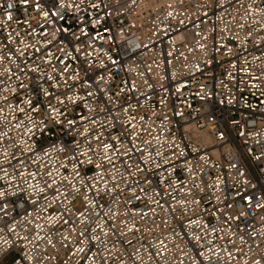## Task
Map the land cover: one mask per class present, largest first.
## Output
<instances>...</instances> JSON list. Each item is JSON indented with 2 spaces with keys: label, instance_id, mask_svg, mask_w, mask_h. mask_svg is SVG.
<instances>
[{
  "label": "built area",
  "instance_id": "built-area-1",
  "mask_svg": "<svg viewBox=\"0 0 264 264\" xmlns=\"http://www.w3.org/2000/svg\"><path fill=\"white\" fill-rule=\"evenodd\" d=\"M105 2L112 3L113 0ZM169 4H172L171 8L168 7ZM12 11L14 20L11 22L0 16V20L5 22L0 24V48L8 43L6 37L9 32L19 31L21 35L18 39H23L25 43H35L32 37L24 35L27 25L23 21L26 16L20 8L19 0H16V8ZM169 11L173 12V18L167 17ZM180 20L183 21L182 24L178 22ZM105 26L111 31L104 35L116 38L96 40L93 46L96 50L88 57L89 62L93 63L90 70L86 71L89 66L84 63L82 54L78 60L69 58L67 63L79 72L80 80H86L103 71L99 68L103 61L109 65V71L105 75L111 77L109 84L113 88L127 80L130 85L134 82L137 90H126L115 108L106 99L96 96L84 102L92 109L91 112L84 107V103L69 106L68 118L75 119L76 126L69 128L67 124L63 127L53 125L50 126V131L46 130L42 135L38 133L35 137L37 152L43 148L44 152L50 153L49 156L42 155L39 162L50 166V170L65 164L68 166L67 172L70 173L72 167L69 160L73 152L80 159L79 152L85 150L84 137L77 135L78 132H83L87 127L93 137L101 135L104 140L108 139L109 133L127 135L131 132L128 120L135 115L136 133L140 137L137 143L141 147H145L141 141L147 140L150 141L151 149L170 158L174 159L173 152L181 150L185 156L176 162V172L171 176L168 175L170 168L167 165L162 171L145 173L151 181L150 184L139 173L129 176V171L135 172V169L125 171V167L121 165V159L127 164L138 162L139 153L131 159L114 157L116 180L119 182L122 174L126 181L119 185L124 191L118 197V204L113 205V210L127 212L128 216H122L121 221L126 219L129 226L134 223L139 231L133 235L125 227L126 236L119 237V233L112 236L108 247L111 248L112 241H115L116 247L120 249V257L128 261V264H131L129 255L133 256L136 264H192L198 251L203 250L207 255V248L201 249L192 240L195 233L201 236L200 245L211 240L214 251L226 249L221 253L219 264H243L254 256L259 258L260 254H264V209L255 205L257 202L264 204V3L261 0H136L130 8L113 11ZM121 28L122 34H119ZM100 30L102 32V28ZM60 41L67 45L64 36H60ZM137 45L140 47H136ZM59 46V41L49 46L56 57L62 55L56 51ZM9 47L14 49L15 45ZM3 51L6 53L7 49ZM105 52L117 61L116 65H111L108 57L104 55ZM169 52L172 53L171 56L167 55ZM35 63L41 64V61L36 59ZM52 63L56 65L58 61L53 59ZM8 66L9 62H5L2 67ZM12 69L13 72L16 71L15 65H12ZM41 70L50 72L51 68ZM30 75L31 79L28 75L21 76L25 88L20 89L14 98L10 93L0 94H8L13 104H18L27 97L43 104L45 98L40 94V89L48 87V82L41 79L39 73ZM145 80L152 85L151 88L144 83ZM5 83L9 88L15 89L19 81L13 76L10 80L5 79ZM3 87L0 84V89ZM64 90L61 88V91ZM121 104H131L132 111L120 115L113 122L112 117L117 115V108ZM0 107L4 108L3 116L10 120L9 112L12 110L3 101H0ZM106 107L112 109L111 113L105 111ZM81 114L96 122H81ZM12 115L20 114L12 112ZM140 116L144 117L143 121L139 119ZM12 123L15 124L16 121L12 120ZM4 127L5 123H0V129ZM10 135L16 138L17 143L22 136L27 139L25 134L14 128ZM77 142L80 143L79 149L76 147ZM174 145H179V148ZM4 147L5 145L0 144V150ZM61 147L65 151L57 153V149ZM96 147L94 142L93 148ZM148 150L146 149L145 158ZM27 156V169L35 171L36 165L31 163L35 156L31 153ZM184 158L190 161L189 166L193 168L191 174L183 168ZM0 160H3L2 156ZM11 164L12 166L7 163L3 165L9 173L13 171V167L17 171L23 170L16 160H12ZM149 167L155 169V164ZM84 168L87 175L93 174L91 165H85ZM59 171L61 174L65 172L63 168ZM239 173L244 174L243 178ZM53 175L57 180L60 179L57 172L53 171ZM161 176L165 179L163 184L160 183ZM192 177H195V184ZM217 177L225 190L220 194L222 202H218L212 195L216 192L214 185ZM7 179L4 177L0 184ZM244 180L248 181L247 186L244 185ZM137 181L140 183L137 184ZM127 185L135 188L141 199L127 203L131 195ZM181 185L184 187L181 188ZM197 185L200 188H205L206 185L212 187L200 192ZM140 187L145 191L140 192ZM189 188L192 189V195L188 193ZM238 189L254 197L253 207L244 209L248 213L246 218L225 224L223 221L227 215H234L241 210L242 202L238 197L237 204L231 210L227 208L232 202V195ZM193 197L204 198L203 203L199 206L193 205ZM108 199L105 196V200ZM181 199L186 201V205L180 204ZM157 200L163 208L158 206ZM172 207L180 210L173 213L170 210ZM217 207L225 211V216L220 221L212 215ZM133 210L136 213L134 217ZM20 211L17 207L13 214ZM188 217H200L203 223L216 227L218 231L206 233L199 226L188 227ZM245 226V240H250V244H241L236 235ZM229 228L230 231H225ZM248 233H251V238ZM5 239H8L7 235ZM125 239L131 240L132 244L121 245V240ZM257 245L261 247L257 249ZM134 249L138 251L134 252ZM0 253H6L0 254V264L10 255L19 259L18 247L9 248L3 241H0ZM53 254L57 255V261L53 264H58L70 255L63 250ZM103 255L107 256L108 253L103 252ZM77 258L72 257L73 264ZM216 259L213 256L214 264ZM13 260L10 264H13ZM80 264L86 262L80 261Z\"/></svg>",
  "mask_w": 264,
  "mask_h": 264
},
{
  "label": "snow or ice",
  "instance_id": "snow-or-ice-1",
  "mask_svg": "<svg viewBox=\"0 0 264 264\" xmlns=\"http://www.w3.org/2000/svg\"><path fill=\"white\" fill-rule=\"evenodd\" d=\"M261 2L264 3V0ZM135 3L136 0H113L112 3L105 2V0H19L20 8L23 9L26 16L23 21V24L27 25L24 35L32 37L35 43L32 41L25 43L23 39H18L21 35L19 31L7 34L8 43L0 48V84L4 85L0 92L10 93L14 98L20 89L25 88L21 76L28 75L31 79V73H39L40 78L48 82V87L40 89V94L45 98L43 104L39 100L34 101L31 97L21 99L18 104H13L8 94H0V101H3L12 110L9 112L11 117L9 120L3 116L4 108L0 107V123H5V127L0 129V144L5 145L0 150V156L3 157V160H0V173L3 174L0 176V180H3L4 177L8 178L0 184V241L7 244L9 248L18 247L19 259H14L13 264H53L54 261H57V255L53 253L58 254L61 250L70 255L67 259L59 261L58 264H73L72 257H78L75 264H80V261H85L86 264H97V261L99 264H128V261L120 257V249L116 247L115 241H112L111 248L108 247L112 236L117 233H119V237L126 236L125 227L133 235L139 231L138 228H135L134 223L129 226L126 219L121 221L122 216H128L127 212L121 213L118 209L113 210V205L118 204V197L124 191L119 185L126 181V177L121 174L120 180L117 182L114 174L116 167L114 157L131 159L132 156L139 153L138 162L127 164L121 159V165L125 167V171L135 169V172L129 171V176L139 173L145 176V181L150 184L151 181L145 173L155 170L162 171L167 165L170 168L168 175L171 176L176 172V162L185 156L181 150L173 152L174 159L170 158L151 149L150 141L147 140L141 141L145 145V147H141L137 143L140 140L136 133L135 121L137 117L132 115L128 120L131 132L127 135L109 133L108 139L104 140L101 135L93 137L87 127L83 132H78L77 135L84 137L85 150L79 152L80 159H77L76 153L73 152L72 158L69 160L72 167L70 173L67 172L68 166L65 164L50 170V166L39 162L42 155L49 156L50 153L44 152L43 148L37 152L35 137L38 133L42 135L46 130L50 131V126L53 125L63 127L67 124L69 128L76 126L77 121L68 118L70 115L69 106H78L88 98L96 96L106 99L115 108L126 90L128 92L137 90L135 83L132 82L130 85L127 80L121 81L113 88L109 84L111 77L105 75L109 71V65L103 61L99 64V68L103 71L86 80H80L79 72L67 63L69 58L78 60L82 54L84 63L89 66L86 71L90 70L93 63L89 62L88 57L92 56L96 50L93 47L96 40H115L116 38L104 35L111 31L109 27L105 26L107 18L112 16L113 11L118 12L119 9L130 8V5ZM168 7L171 8L172 4H169ZM15 8L16 0H3L0 3V16L6 17L9 22L13 21L12 10ZM167 17L173 18V12H167ZM33 21L36 23L33 24ZM178 22L183 23L182 20ZM3 23L5 22L0 20V24ZM119 34H122V28ZM60 36H64L67 45L60 41ZM69 36L71 39H68ZM58 41L61 46L57 47L56 51L62 54L61 57H56L49 47ZM9 45H15L14 49ZM143 47L147 48V45ZM3 49H7V52L5 53ZM29 50H31V54H29ZM229 51L231 50L229 49ZM104 55L108 57L111 65L117 64V61L112 59L108 52H105ZM167 55L171 56L172 53L169 52ZM36 59H39L41 64H36ZM53 59L58 61L56 65H53ZM5 62H9L8 67H2ZM165 63H169V61H165ZM12 65L16 67L15 72H13ZM42 68H51V71H42ZM13 76L19 81L15 89L9 88L5 83V79L10 80ZM144 83L148 87H152L147 80ZM61 88L65 90L61 91ZM73 89L76 91L73 92ZM228 102L231 103L230 100ZM84 107L89 112L92 111L87 103H84ZM105 111L111 113L112 109L106 107ZM130 111H132L131 104L128 106L119 105L117 115L112 117V121L115 122L120 115ZM12 112H18L20 115H12ZM139 119L143 121L144 117L140 116ZM12 120H15L16 123L13 124ZM79 120L90 124L96 122L83 114L80 115ZM13 128L25 134L27 139L22 136L17 143L16 138L10 135ZM94 142L97 145L95 149L93 148ZM52 147L55 148V145ZM76 147L80 148L79 142ZM174 147L179 148V145H174ZM146 149H149L147 158H145ZM64 151L63 147L57 149V153ZM28 153L35 156V159L31 161L36 165L35 171L28 170L25 165ZM94 157H98V159H94ZM12 160H16L23 170L17 171L13 167V171L9 173L3 165L7 163L12 166ZM152 164H155V169L149 167ZM85 165L92 166L93 174L91 176L86 174ZM189 165L190 161L184 158L183 168L191 174L193 168ZM61 168L65 170L63 174L59 171ZM53 171L60 175L59 180L54 177ZM239 175L241 178L244 176L243 173H239ZM69 176L72 178L70 179ZM192 179L195 184V177ZM164 182L165 179L161 176L160 183ZM221 183L220 178L217 177L214 185L216 192L212 193L218 202H222L220 194L225 192ZM243 183L247 186L248 181L244 180ZM110 184L111 186H109ZM127 186L131 193L127 203L130 204L132 200L141 199L136 194L135 188L131 185ZM183 187L184 185H181V188ZM196 187L200 192H204L205 188L212 187V185H206L205 188H200L198 185ZM139 191L144 192L145 189L140 187ZM114 193L115 195H113ZM188 193L192 195L191 188L188 189ZM155 195H160V193H155ZM105 196H108L109 199L105 200ZM237 197L242 202L241 210L234 215H227L223 221L225 224L246 218L248 213L244 209L253 207L254 197L248 195L246 191L238 189L232 195V202L227 205L229 210L237 204ZM227 198L225 193V199ZM203 199L193 197L191 203L199 206L203 203ZM156 203L163 208L158 200ZM180 204L186 205V201L181 199ZM255 206L264 209V204L259 202ZM17 207L21 211L13 214ZM170 210L175 213L180 209L172 207ZM193 213L195 215V209H193ZM132 215L133 217L136 215L135 210ZM212 215L217 221H220L225 216V211L223 208L217 207V211H214ZM187 226H199L206 233L218 231L216 227L203 223L200 217H188ZM225 231H230V228ZM246 231L247 226L236 233L241 244H250V240H245ZM5 235L8 236V239H5ZM248 235L251 238V233ZM219 239H226V237H219ZM192 240L201 249L207 248V255L203 250L198 251L192 264H214L213 256L217 258L215 264H219L221 253L226 249L214 251L211 247V240L207 241L205 245H200L201 236L195 233L192 235ZM124 243L131 245L132 241L121 240V245ZM256 247L259 249L261 245ZM133 251L136 252L138 249ZM103 252H107L108 255L104 256ZM229 255H231L230 252ZM129 260L131 264H136L132 255H129ZM243 264H264V254H260L259 258L254 256L251 260H245Z\"/></svg>",
  "mask_w": 264,
  "mask_h": 264
},
{
  "label": "rangeland",
  "instance_id": "rangeland-1",
  "mask_svg": "<svg viewBox=\"0 0 264 264\" xmlns=\"http://www.w3.org/2000/svg\"><path fill=\"white\" fill-rule=\"evenodd\" d=\"M14 259V255H10L8 256L4 261L3 263L1 264H10V262Z\"/></svg>",
  "mask_w": 264,
  "mask_h": 264
}]
</instances>
